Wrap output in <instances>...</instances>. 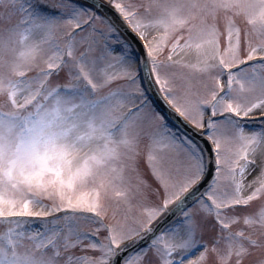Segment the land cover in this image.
<instances>
[{"label": "snow or ice", "instance_id": "snow-or-ice-1", "mask_svg": "<svg viewBox=\"0 0 264 264\" xmlns=\"http://www.w3.org/2000/svg\"><path fill=\"white\" fill-rule=\"evenodd\" d=\"M0 264H264V0H0Z\"/></svg>", "mask_w": 264, "mask_h": 264}]
</instances>
